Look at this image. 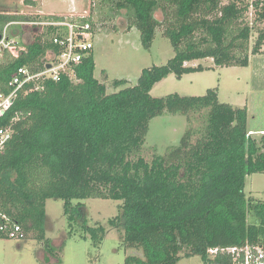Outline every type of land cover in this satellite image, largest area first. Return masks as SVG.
<instances>
[{
	"label": "trees",
	"instance_id": "trees-1",
	"mask_svg": "<svg viewBox=\"0 0 264 264\" xmlns=\"http://www.w3.org/2000/svg\"><path fill=\"white\" fill-rule=\"evenodd\" d=\"M223 1L115 0V8L128 14V29L139 31L144 49H150L157 29L169 40L174 56L165 65L143 69L134 86L107 93L93 76L89 54L72 67L75 82L66 74L58 81L40 78L36 90L31 83L17 94L0 119V127L12 132L0 152V210L26 237L33 233L44 249L52 250L43 228L49 199L63 202L70 227L82 206L73 201L104 199L121 202L109 223L122 230L125 249L142 254L126 257L124 264H177L185 251L184 256H199L204 264H233L230 255L211 259L208 251L264 243V202L244 193L245 177L264 173V135L260 140L248 136L247 108L219 102L216 89L203 96L150 95L169 74L179 79L204 71L200 65L186 66L189 62L248 66L247 56L241 60L235 50L246 51L251 29L242 18L249 6ZM251 6L264 17V0ZM24 19L0 14V33L8 23ZM51 32L50 27L40 35L33 32L25 52L3 57L0 93H9L8 80L18 68L44 71L46 54L55 50ZM263 46L264 31L251 54ZM122 85L123 80L113 82L114 88ZM203 110L207 123L194 143L188 128L164 155L154 154L150 162L141 157L152 119ZM248 214L257 223L249 224Z\"/></svg>",
	"mask_w": 264,
	"mask_h": 264
},
{
	"label": "rangeland",
	"instance_id": "rangeland-1",
	"mask_svg": "<svg viewBox=\"0 0 264 264\" xmlns=\"http://www.w3.org/2000/svg\"><path fill=\"white\" fill-rule=\"evenodd\" d=\"M24 1L0 0V14L25 18L8 27V33L21 45L33 39V32L40 35L46 30L37 23L48 22L51 18L67 21L93 18L88 21L91 26L95 25L90 51L95 66L93 76L105 85L107 93L134 86L143 69L163 66L174 56L169 40L158 29L150 49H144L139 31L128 29V14L115 8V0H33L35 4L31 6ZM253 1H223L224 4L236 2L242 7L249 6L242 18L243 24L251 29L246 51L235 50L237 58L242 60L247 56L248 66L216 67L212 59L189 62L186 66L200 65L204 71L185 74L179 79L169 74L152 87L150 95L154 98L170 94L203 96L209 89H216L219 102L247 108V128L257 131L252 137L260 140L259 131H264V46L256 55L251 51L258 35L264 31V17L260 18L262 10L251 6ZM155 18L162 20L160 12L155 13ZM51 60V55L46 54L45 62ZM68 73L75 82L74 74ZM120 80L125 81V85L114 88L113 82ZM206 123L207 110L189 112L186 116L164 113L152 119L141 157L150 162L154 154L164 155L179 144L188 128L193 131L191 142L194 143L202 135ZM244 193L248 199L264 202V173L247 175ZM78 203L82 206L75 211L70 227L63 213V202L47 200L43 228L52 250L44 249L33 233L20 239L0 238V264H124L128 256L142 257L140 251L122 246V230L109 223L119 214L121 202L85 199L73 201V206ZM247 222L255 224L257 220L248 214ZM185 252L177 264H204L199 256H184Z\"/></svg>",
	"mask_w": 264,
	"mask_h": 264
},
{
	"label": "built area",
	"instance_id": "built-area-1",
	"mask_svg": "<svg viewBox=\"0 0 264 264\" xmlns=\"http://www.w3.org/2000/svg\"><path fill=\"white\" fill-rule=\"evenodd\" d=\"M89 17V16H88ZM83 19L84 17H79ZM78 18V19H79ZM8 23L0 33V61L7 56L17 58L22 52H25V45H21L14 37L8 33ZM43 28L50 27V42L55 50L49 51L52 57L50 63L45 62L46 66L51 65L50 69L43 72L32 74L26 68H18L10 75L7 83L9 89L8 94L0 93V119L4 118L11 109L17 94L29 84H33L37 89V81L47 79L58 81L61 74L70 75L68 71L73 73L72 67L79 64L84 58H87L93 49L92 38L93 32L88 22L77 21L75 19L67 21L61 18L49 20L44 23H37ZM258 132L249 131L248 136H252ZM264 135V131L259 132ZM10 127H0V152L11 138ZM21 226L12 221L6 214L0 210V238L20 239L25 238ZM218 254H228L231 256L233 264H264V243L244 244L226 249H212L208 251L211 259Z\"/></svg>",
	"mask_w": 264,
	"mask_h": 264
},
{
	"label": "water",
	"instance_id": "water-1",
	"mask_svg": "<svg viewBox=\"0 0 264 264\" xmlns=\"http://www.w3.org/2000/svg\"><path fill=\"white\" fill-rule=\"evenodd\" d=\"M50 67H51V65H49V64L46 66L47 69H50Z\"/></svg>",
	"mask_w": 264,
	"mask_h": 264
},
{
	"label": "crops",
	"instance_id": "crops-1",
	"mask_svg": "<svg viewBox=\"0 0 264 264\" xmlns=\"http://www.w3.org/2000/svg\"><path fill=\"white\" fill-rule=\"evenodd\" d=\"M47 54H49V52L47 53ZM251 131V130H250ZM254 132H257V131H254ZM260 132V131H259Z\"/></svg>",
	"mask_w": 264,
	"mask_h": 264
}]
</instances>
